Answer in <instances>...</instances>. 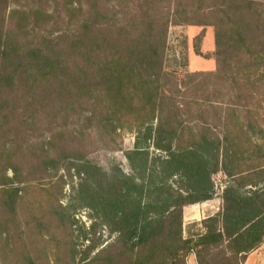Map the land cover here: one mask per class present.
I'll list each match as a JSON object with an SVG mask.
<instances>
[{
    "label": "rangeland",
    "instance_id": "1",
    "mask_svg": "<svg viewBox=\"0 0 264 264\" xmlns=\"http://www.w3.org/2000/svg\"><path fill=\"white\" fill-rule=\"evenodd\" d=\"M152 18L160 30L170 22L156 85L185 101L184 118L203 120L209 99L213 136H223L222 102L264 128V0H0V264H84L115 243L79 197L78 164L107 179L133 173L135 133L106 108L101 62L145 40ZM214 181L213 198L184 207L185 237L223 212L231 178ZM243 264H264V240Z\"/></svg>",
    "mask_w": 264,
    "mask_h": 264
},
{
    "label": "trees",
    "instance_id": "2",
    "mask_svg": "<svg viewBox=\"0 0 264 264\" xmlns=\"http://www.w3.org/2000/svg\"><path fill=\"white\" fill-rule=\"evenodd\" d=\"M159 20L147 21L145 40L121 42L118 57L101 62L106 108L119 127L135 133L134 148L126 152L133 173L107 179L98 165L80 160L82 203L117 233L115 243L84 264H188L192 253L198 264H243L264 240V128L259 120L245 126L238 110L222 102L223 136H213L209 99L201 104L203 120L184 118L185 101L156 85L170 23L166 19L160 30ZM238 29L239 41L247 43ZM218 172L231 178L223 212L203 220L204 232L185 237L184 207L213 198ZM246 185L250 191H242Z\"/></svg>",
    "mask_w": 264,
    "mask_h": 264
},
{
    "label": "crops",
    "instance_id": "3",
    "mask_svg": "<svg viewBox=\"0 0 264 264\" xmlns=\"http://www.w3.org/2000/svg\"><path fill=\"white\" fill-rule=\"evenodd\" d=\"M213 68H215V67H213ZM213 68H211V69H213ZM190 217H192V216H190ZM194 264H198V262L197 263H194Z\"/></svg>",
    "mask_w": 264,
    "mask_h": 264
}]
</instances>
